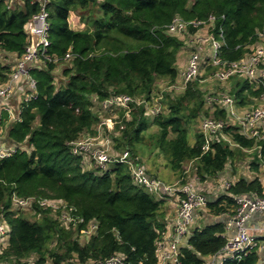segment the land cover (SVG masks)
Listing matches in <instances>:
<instances>
[{
    "label": "trees",
    "instance_id": "1",
    "mask_svg": "<svg viewBox=\"0 0 264 264\" xmlns=\"http://www.w3.org/2000/svg\"><path fill=\"white\" fill-rule=\"evenodd\" d=\"M8 1L0 0V84L12 71L5 60L7 54L16 58L23 54L29 43L24 25L38 10L37 0H21L19 5ZM93 4L100 15L92 20L91 31L72 29L69 12ZM46 7L47 53L57 60L32 65L34 96L20 102L17 118L6 129L7 113H0L4 127L0 138H6L13 149L0 158V218L8 227L4 243L0 242V264H27L32 255L35 264H88L116 253L126 264H159L156 244L166 230L165 196L157 199L135 184L126 162L113 161L105 168L92 162L87 167L83 153L73 152V143L85 134L96 137L102 113L110 115V131L118 133L112 136L116 150L127 151L136 163L142 164L134 143L144 140L143 132L150 124L157 126L155 148L178 175L183 174L187 161H197L196 175L204 179L222 171L242 149L258 147L264 155V139L244 135L238 125L227 121L226 106L217 107L216 102L207 110L224 122L221 132L227 138L212 140L206 151L200 131L192 142L188 140L190 123L208 103L199 78L179 89L165 110L155 98L157 78L172 84L178 78L177 55L184 44L167 32L174 18L206 21L213 16L210 33L217 38L222 32L219 58L227 65L247 57L251 45L259 41L258 34L264 32V0H49ZM188 30L192 34L196 29ZM124 38L138 46L124 45ZM65 60L71 61L69 67L56 72ZM227 81L231 89L222 92L237 107L249 105L264 90L246 76L232 75L221 82L222 87ZM116 94H127L134 101L128 108H101V101ZM136 97L143 101L137 103ZM94 104L99 105V112ZM158 105L159 111L147 114ZM118 110L119 114L112 112ZM226 190L215 200H206L204 207L211 215H232L238 195L263 196L257 177L240 178ZM14 199L29 202L16 205ZM41 200H62L77 221L66 225L59 212L51 216V209L39 204ZM19 210L40 214L41 219L30 220ZM90 221L96 228L85 235L82 230ZM223 233L221 221L195 228L179 245V261L174 264L206 263L205 257L217 254L226 244ZM259 260L260 252L253 247L240 258H226L219 264H258Z\"/></svg>",
    "mask_w": 264,
    "mask_h": 264
},
{
    "label": "built area",
    "instance_id": "2",
    "mask_svg": "<svg viewBox=\"0 0 264 264\" xmlns=\"http://www.w3.org/2000/svg\"><path fill=\"white\" fill-rule=\"evenodd\" d=\"M48 1L49 0H37V12L34 13L24 25V29L28 34L29 43L26 45L23 54L20 55L13 65L8 80L3 84H0V100L8 98L12 87L17 81L23 78H26L28 82L29 91L24 93L21 102L29 100L34 96L35 89V80L30 76L29 72L32 65L49 61L55 62L57 60L47 53V48L50 44L48 10L46 7ZM213 22V16H209L206 21H186L181 18H174L172 22L167 25V32L176 35L178 32L185 31L188 27L195 28L196 30L205 26L209 27L208 36H206L204 40L209 41L208 43L211 48L209 61L216 67L214 78L223 82L232 75L246 76L258 82L264 89V45L252 48L247 57L226 65L219 58V47L223 41V34L222 32H219L218 37L215 38V36L210 33ZM258 36L263 37L264 32H260ZM68 57L69 54H66L65 58ZM200 57L201 56L197 51L189 55L185 69L182 73V81L178 87H175L176 89L184 88L188 81L196 78L200 69ZM216 96H218L220 101L226 106L228 117H232L231 119L238 122L237 125L240 127V130L244 135L248 137L257 136L260 139H264V129H258L257 124L264 120V106H253L239 112L236 111L234 101L228 94L219 92ZM261 98L264 99V90ZM133 101V98L127 94H116L101 101L100 106L103 109L109 107L128 108L129 104ZM212 101L213 99H211V102ZM159 108L158 105L152 109H148L147 114H154L159 111ZM16 118L17 115L14 119ZM103 124L112 125L113 121L111 118L104 119L103 121H100L98 125L100 126ZM223 125L224 122L220 119L202 117L199 124V131L203 133L205 137V143L203 145L204 151L208 149L209 143L212 140L217 139L218 137L224 138L223 133L221 132ZM2 131L3 123L0 119V135L2 134ZM11 151H13L12 148L0 146V158L9 155ZM73 152H82L83 158H91V162H94L95 165L100 166L101 168H105L107 164L113 161L126 162L130 168L131 177L135 184L141 186L152 194H157L159 196H176L178 198V209L172 226L170 239L165 241L166 244L164 241L160 240L156 244V257L159 264L178 263V248L180 242L188 233L189 226L194 219L195 210L205 206L207 200L206 196L203 193L196 191L191 183L174 182V184H170L156 178L148 173L143 164L136 163L130 159L127 151H122L114 155L110 153L107 145L94 144L93 141L87 139L86 141L79 140L73 143ZM235 198L237 207L232 215H228L226 222V226H234L235 232L232 236L226 238V244L221 251L213 255V259L210 262L204 264H219L221 260L226 258H240L241 254H244L249 248L253 247H256L258 251L261 250L264 252V239H258L251 235L246 226V220L253 213H264V196H258L254 193H246L238 195ZM14 202L16 205H25L29 201L25 199H14ZM39 204L59 212L61 221L66 225L70 222L77 221V219L73 218L70 209L67 208L62 200H41L39 201ZM81 220L82 219L80 218L78 219V221ZM95 228V223L90 221L88 222L87 227L82 230V233L85 235H91ZM7 231L8 227L6 223L0 218V242L4 243ZM218 255L221 256L219 260L215 258ZM29 264L34 263L31 262ZM88 264H126V262L121 254L116 253L104 260Z\"/></svg>",
    "mask_w": 264,
    "mask_h": 264
},
{
    "label": "rangeland",
    "instance_id": "3",
    "mask_svg": "<svg viewBox=\"0 0 264 264\" xmlns=\"http://www.w3.org/2000/svg\"><path fill=\"white\" fill-rule=\"evenodd\" d=\"M100 15L99 12V7L96 4L93 5H89L86 9H78L77 11L75 9L71 10L69 12V26L71 28H73L76 31H87L90 32L92 29V20L96 17H98ZM208 28L209 27H202L199 28L198 30H195L192 34L189 32L188 29H186L185 31L182 32H178V34H176V36H178L184 46H183V51L186 52L187 55H190L193 52H199L200 56H201V61H200V69H199V74L196 76V78H199L201 81H199V85L201 86V88H204V91H206V96H207V101H210L207 103V105L205 104V107L202 108L199 112V118H196L193 122L190 123L189 127H188V140L191 142L195 136V134L197 132H199V124L200 121L202 119V117H208V118H214V114L213 111L208 112L207 108L208 106L211 105L212 102H216L217 107L223 106V102L220 101V98L216 95H218L219 92H222L223 90L225 92L226 89H229V85H228V81L224 83L223 87H222V83L218 82L217 80H215L214 78V73L216 71V68L214 65H212L210 63V61H206L208 60V55L210 54V45H209V41L204 40V38L206 36H208ZM126 42V43H125ZM127 45L129 47H136L138 46V42L136 41H132L129 39L124 38V45ZM103 47L100 46L97 49V51H100ZM185 53L182 54L180 53L177 57V62H176V68L179 71H181V66H182V60H183V56L186 55ZM69 60V58H67ZM66 59V60H67ZM62 61L61 63H59L55 69L56 72H60V70H64L67 67H69V64L71 63V61ZM206 61V62H205ZM230 80V79H229ZM181 81V80H180ZM233 82V79L231 80V83ZM175 83V84H174ZM173 84L171 82H169L168 79L166 78H157L155 81V89L157 91V93L155 94V98L161 101V105H164L163 110H165V108L167 107V103L170 102V99H173L174 97H176L179 93V90L176 89L175 87H178L180 84L177 82H174ZM227 84V85H226ZM173 86V87H172ZM229 87V88H228ZM161 89V90H160ZM231 89V88H230ZM178 91V92H177ZM167 94V95H166ZM161 97V98H159ZM137 103H141L143 100L141 97H136L135 98ZM211 99H213V101L211 102ZM163 102V103H162ZM165 102V103H164ZM94 110L99 112V105L98 104H94ZM97 112V113H98ZM113 113H120L119 110L118 111H112ZM186 112V111H185ZM110 115L108 114H99V119L100 121H103L104 118L109 117ZM110 118V117H109ZM227 121L230 122V124H235L237 125L238 122H236L234 119L231 118H227ZM105 126V127H104ZM107 124H103L102 126L97 125L98 127V133L96 135V137H98V140H94L89 139V141H93V143L95 144H105L107 145V147L109 148V151L111 154H118L120 153V151L116 150V146L117 143L112 139V136H117V132H112L110 131L111 126H108ZM4 128V127H3ZM107 128V129H106ZM157 126L150 124L148 130L143 132L144 135V140L141 142H137L134 143V149L136 150L137 154L140 156V160L142 162V164L144 165V167L146 168V170L149 168V171L151 174L156 175V178H159L165 182H167L166 180V174L169 175L170 172L172 171L171 168L166 164V159L164 158V156L162 155V153H160V151L155 148V140H156V134H157ZM224 139H226V135H223ZM90 136L88 135H83L81 138V141H86ZM95 147V146H94ZM259 151V150H258ZM257 150L253 151L252 153H247V152H243L241 150V152L237 153V155H235V162L242 160L243 158L248 161L250 158L249 156H251V154H253V156L258 155ZM236 152H238V150L236 149ZM247 157V159H246ZM252 157V156H251ZM257 157V156H256ZM89 160L88 162H86V160ZM84 158V163L86 165H88L87 167L93 165V163L91 162V158ZM196 163L197 161L193 160V161H187L184 164V172L181 175H178L176 173V175H178V180L176 183H186L187 179H185L187 177V175L190 177L193 175V173H195L196 175ZM258 163L261 164V159L259 158L258 155ZM259 170L257 168L253 169L252 174L253 176L255 175H259L258 172ZM197 176V175H196ZM199 177V176H197ZM201 180V179H200ZM170 183V182H167ZM175 183V184H176ZM170 184H174V182H171ZM153 196L157 199H160L161 197L158 196L157 194H153ZM165 203H168V198L164 199ZM205 208V207H204ZM207 210V209H206ZM56 210L51 209V216L52 215H58V213H56ZM208 212V211H207ZM20 215L29 218L30 220H40V214H35L31 211H22L19 210ZM208 215H211V213L208 212ZM41 216H43L41 214ZM190 229V228H189ZM191 233L194 229H190ZM190 235V234H189ZM51 245V244H50ZM36 258L32 255L31 257H29L28 259H26L27 264L33 262L35 264Z\"/></svg>",
    "mask_w": 264,
    "mask_h": 264
},
{
    "label": "crops",
    "instance_id": "4",
    "mask_svg": "<svg viewBox=\"0 0 264 264\" xmlns=\"http://www.w3.org/2000/svg\"><path fill=\"white\" fill-rule=\"evenodd\" d=\"M21 3H22L21 0H9L8 1V4H10V5H12V4L13 5H19ZM68 19H69V17H68ZM262 45H264V36L259 37V41L256 42L254 45H251L250 48L251 49L257 48V47H261ZM181 53L184 54V51ZM185 54H186V52H185ZM178 55H177V57H178ZM188 57H189V55H187V54L182 57L183 60L181 63L182 64L181 71L178 72V76H177L178 78L176 80V82L179 84L182 81V73L185 69ZM209 57H210V54L208 55L207 58L209 59ZM17 59L18 58H16V56L13 53H8L5 60L8 63H10L13 67V65L15 64ZM27 83L28 82H27L26 78H23V79L17 81L15 83V85L12 87L9 97L6 99L0 100V113L2 110H4L7 113V120L5 121V125H4L5 129L7 127L6 124H9L11 121L15 120L14 117H16V115L18 113V108H19V104L21 102V99H22L24 93L28 91V84ZM179 89L180 88H178V90ZM253 106H264V99H262L261 97L256 98V99L252 98V101L249 105L242 106V107L235 106V109H236V111L240 112V111L246 110V109L253 107ZM110 118L107 117L104 119H110ZM257 124H258V129H264V120L258 122ZM108 126H111V125H108ZM92 138L94 140L95 139L98 140V137H91V136L88 139H92ZM10 145H11V143L6 138H4L3 136L0 138V146L9 147ZM255 150L258 151L259 148L254 147L251 149H242L243 152H247V153H252ZM258 153H259L258 154L259 158L261 159V162H262L261 164L258 163V155H256L257 156L256 157V156H253V154H251L252 157L249 156L250 159L248 161H246L244 158L240 161H237V162H235L234 159L229 161L226 164L225 168L222 171L218 172L215 176H206L204 179L200 180V178L197 177L195 175V173H193V175L190 177L187 175V177L185 179H187L188 183H191L193 185V187L196 191L203 193L206 196L208 201L209 200L213 201L216 198H218L221 194L227 193L226 189L228 188V185L230 183H233L240 178H244L246 180H251V179H254L255 177H257L262 184L263 196H264V155H261L260 150L258 151ZM246 159H247V157H246ZM86 162H88V160H86ZM90 164H89V166H90ZM165 165L167 166V164H165ZM255 168H257L259 170L258 171L259 175L253 176L251 171H253V169H255ZM148 170H149V168H148ZM153 176H156V175H153ZM166 179H167L166 181L170 182V183L171 182H177L178 175H176V173L174 171H171L169 175L166 174ZM165 198H168L169 202L165 203L163 201V205H162V211L165 212L164 213V219L166 220V230L162 234L160 241H164V242L166 240L170 239L171 232H172V226L174 224V219H175L176 212L178 209V198L176 196H165L164 199ZM227 218H228V215H225V214L224 215H216V216L215 215H208L206 208H204V207L199 208V209L195 210L194 219H193L192 223L190 224L189 228L190 229L191 228L192 229L200 228V227L204 226L205 224H208V223H211L214 221H221L224 224L223 235L226 238H229L230 236H232L234 234L235 228L233 225L226 226L227 225V223H226ZM246 226H247L248 231L251 235L257 237L258 239H263L264 238V213H260V212L253 213L246 220ZM190 229H188L187 235L181 240L180 245L186 242L189 234L191 233ZM165 244H166V242H165ZM259 252H260V260H259L258 264H264V252L261 250H259ZM220 257L221 256L218 255L215 258L219 260ZM205 259H206V262H210L213 259V257L207 256V257H205Z\"/></svg>",
    "mask_w": 264,
    "mask_h": 264
}]
</instances>
